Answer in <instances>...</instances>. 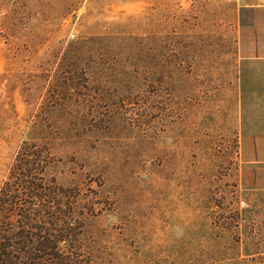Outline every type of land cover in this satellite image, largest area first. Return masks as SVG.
I'll return each mask as SVG.
<instances>
[{
  "label": "rangeland",
  "instance_id": "obj_1",
  "mask_svg": "<svg viewBox=\"0 0 264 264\" xmlns=\"http://www.w3.org/2000/svg\"><path fill=\"white\" fill-rule=\"evenodd\" d=\"M253 0H0V190L25 141L80 191L94 264H264L241 155Z\"/></svg>",
  "mask_w": 264,
  "mask_h": 264
},
{
  "label": "trees",
  "instance_id": "obj_2",
  "mask_svg": "<svg viewBox=\"0 0 264 264\" xmlns=\"http://www.w3.org/2000/svg\"><path fill=\"white\" fill-rule=\"evenodd\" d=\"M25 141L0 190V264H94L80 191L51 176V155Z\"/></svg>",
  "mask_w": 264,
  "mask_h": 264
},
{
  "label": "crops",
  "instance_id": "obj_3",
  "mask_svg": "<svg viewBox=\"0 0 264 264\" xmlns=\"http://www.w3.org/2000/svg\"><path fill=\"white\" fill-rule=\"evenodd\" d=\"M241 62V155L264 164V0L243 7L238 32Z\"/></svg>",
  "mask_w": 264,
  "mask_h": 264
}]
</instances>
